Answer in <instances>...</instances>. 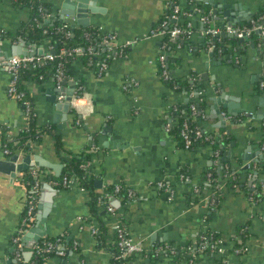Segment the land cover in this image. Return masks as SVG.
<instances>
[{"label": "crops", "instance_id": "1", "mask_svg": "<svg viewBox=\"0 0 264 264\" xmlns=\"http://www.w3.org/2000/svg\"><path fill=\"white\" fill-rule=\"evenodd\" d=\"M42 1L52 6L55 15L77 24L76 15H62L65 0ZM171 1L89 0L84 3L94 8L88 11L90 26L115 34L119 44H128L127 56L113 60L102 77L97 75L95 64L74 61L69 79L73 82L67 83L63 92L65 97L69 91L74 92V102L68 112L56 107L66 101L59 98L62 94L56 93L53 78L23 80L33 99L37 124L54 125L62 146L58 151L56 137L47 133L40 141L34 140L33 147L29 148L31 153L21 150L18 155L40 156L61 164L63 169V156L92 153L96 192L104 196L109 185L124 182L133 189V197L136 194L126 212L127 229L136 240H143L146 245L165 244L176 251L192 242L195 246L192 250L188 248L187 264H264V54L253 50L250 42H241L239 48L228 49L224 57L213 58L202 47L206 40L202 32L204 24L198 16L193 18L191 46L177 47V51L170 53L179 59V65H173L171 72L181 77L194 73L202 78L205 104L197 120L211 137L225 135L230 142L221 155V149L214 153L208 144L186 150L166 130V124L175 122L169 118L170 109L188 98L170 88L159 75L158 56L164 35H151L152 31L163 28V17ZM202 1L211 4L212 9L215 6L221 11L226 9L235 28L251 26L262 20L264 13V0ZM28 18V9L18 7L14 0H0V30L2 36L8 33L0 40V154L5 159L9 158L2 149L3 136L14 138L28 127V122L21 104L6 93L10 74L1 60L6 51L19 44L20 38L15 39L17 30ZM226 21L225 17L218 20L213 14V23L222 32L228 27ZM256 36L248 37L259 43L260 37ZM130 77L137 85L127 90L124 84ZM80 82L85 93L76 97ZM220 99L226 104L223 108ZM257 166L260 172L249 174L253 184L249 186L248 180L245 182L251 191L262 188L263 197L258 202L252 201L243 187L226 183L228 175L234 173L230 169L240 172L255 170ZM43 168L56 176L51 168ZM212 168L221 180L220 191L224 197L218 210L207 218L203 198L210 195V189L204 188L198 203H190L191 184L181 180L180 173L189 174L192 182L200 185ZM21 178L22 173L12 177L0 172V264L13 262V238L26 207L27 187ZM51 178L42 180L37 221L25 235L26 258L31 257V246L42 237L67 233L79 241V249L65 259L51 257L46 264H111V243L119 218L110 215L107 205L101 204L102 223L99 222V217L90 211L88 190L74 185L58 191ZM159 182H166L171 190L159 189ZM46 184L55 195L43 224L38 215L43 211L44 195L52 192ZM115 199L120 203L119 197ZM102 224L107 228L106 244L91 231L92 225L100 228ZM244 225L249 233L242 241L239 232ZM208 229L221 234L223 252L197 249L199 234ZM242 246L246 250L235 252ZM167 252L158 256L136 254L122 264H170Z\"/></svg>", "mask_w": 264, "mask_h": 264}, {"label": "trees", "instance_id": "2", "mask_svg": "<svg viewBox=\"0 0 264 264\" xmlns=\"http://www.w3.org/2000/svg\"><path fill=\"white\" fill-rule=\"evenodd\" d=\"M15 4L18 7L26 8L29 10V18L22 22L20 27L17 30V35L15 39H24L27 42V46L32 45L36 46L38 48H45L48 52H54L56 57L53 60L48 61L44 65H36L33 64L28 65L27 67H24L21 69V88L25 91L26 97L28 100H30L33 103V99L28 92V90L24 87V84L22 83L23 80L33 78L37 81H41L47 77H51L54 79V75L56 74L57 68L59 66H63L65 70V74H67V77H71L70 72V66L74 61H83L85 63H89V51L88 48L92 46V48H95V50H100L104 47L103 44V36L104 33H102L98 27L96 26H82V25H73L71 23L65 24V21L63 18H60L58 15H55L54 17H48V14L50 13L52 6L42 0H14ZM198 6L202 10V14H209L211 12L212 6L211 4L205 5L203 1H200L198 4L191 3L190 1H187L182 6V11H190L193 13V15L197 16L198 13L193 11V7ZM42 8V9H41ZM172 14V7L170 6L167 10V14L163 17V20L167 19L170 22L169 16ZM264 14V13H263ZM181 20L179 22V26L185 27L186 26V19H188V16H185V14H181ZM174 25V22H170L168 31L166 35L162 37L161 45L165 44L166 49V62L168 65L169 73H170V79L165 80L163 77L162 80L167 83V85L178 91L182 92L186 95L188 100L182 104L177 105V108H171L170 109V119L175 120L173 126L171 127L169 133H171L179 142V144L184 147V142L182 140L181 136V129L183 128V125L185 122L188 123L190 129H195L196 127L203 130V132L210 136V133L204 130L202 125H200L199 120H197L201 114V108L204 106L205 101L203 96L197 95L198 92L204 91L205 92V86L202 78L198 74L191 73L190 75L186 77H181L176 75L175 73L171 72V69L173 68V65H179V59L175 57V55L171 56L170 53L172 51H177L178 45H180L181 49H187L191 45V40L189 38L183 36L179 38L177 41H174L170 36V27ZM7 32L4 33L3 36H7ZM2 36V37H3ZM251 36H256L254 32H252ZM257 37V36H256ZM216 48L213 52V58H222L225 56L226 51L228 49L234 48L236 46H240V41L236 37L228 34L227 32L225 34H220L219 36L214 38ZM208 42V38L205 44H202L203 49H206V45ZM77 47H82L84 51L82 54H76L75 52L70 54V51H73ZM65 49L67 50V53L61 54V50ZM180 49V48H179ZM158 68H159V75L161 76L162 73V67L161 63L158 60ZM43 76V79L40 77ZM85 93V90L83 89V83L80 82L79 86L77 87L76 95L78 97L83 96ZM193 93V94H192ZM202 98V99H201ZM22 107V111L24 113V105L22 102H19ZM196 104L197 111L193 113L191 110V105ZM34 105V104H33ZM74 112V111H73ZM78 116V115H77ZM30 124L27 128L21 130V132L15 136L14 138H10L7 135L3 136V151L5 149L9 150V153L5 154L8 158L19 154L21 150H25V154L31 153L32 151L29 149V141L30 139L35 141H40L42 136L44 134H52L56 137V143L55 146L58 151H60V147L62 146L60 135L55 133V126L54 125H47V126H40L37 124L36 116H33L30 118ZM193 134V133H192ZM220 140V141H219ZM230 142L229 138H226V136H220L216 138L215 136H210L209 141H202L200 139L195 140L193 143V146L191 149L195 148L199 145L208 144L212 147L214 153L220 151V155L223 154L224 150L226 149L228 143ZM60 148V149H59ZM92 153H85L81 154L79 156H63L61 158V162L63 163V169L61 170V173L59 176H53L51 174H48L43 167H39V172L37 174L32 173V168L27 169L26 171L22 172V178L21 182L24 183L29 189L36 181H40L41 185L43 186V179L49 180V177L51 176V180L54 182H57L55 188L58 191L65 190L70 188V186H65L62 182L63 178L67 176L72 182H78V185L80 187H84L85 190L89 191L90 194V201H89V208L91 213L99 217V222L102 223L101 220V204L107 205L110 203V198L107 200H99V198L102 195V193L96 192L94 187V180L96 178L95 175L92 173ZM232 168V166H231ZM234 169V168H232ZM230 169V172H234L231 174V176L228 175L226 183L229 185H237L238 187H243V189H246L247 193L252 196L256 202H258L263 195L261 194L262 188H259V190H256V192L251 191L249 187L247 186V182H249V174L254 173L258 174L259 168H253L250 169H244L243 171H234ZM253 169V171H252ZM212 173V177L209 180V182H206L205 180L208 179V174ZM248 180L247 182H245ZM121 185V190L119 192H115L116 184L109 185L105 192H107L109 195H113L115 197L120 198V205L117 207V212L119 214L118 218L121 222L122 226L127 229V223H126V212L128 210V206L130 203L133 202L134 197H136V194L134 197H129L128 190L129 186H127L124 182L118 183ZM220 184L221 180L218 178L216 171L212 168L210 171L207 172V174L204 176L203 182L200 183V193L195 194L193 193V188L191 186L190 188V203H198L200 199L204 195V188H209L211 193L210 195L215 198V201L210 204L209 208H207V218L211 216L213 213H215L220 205L221 200L224 197L223 192L220 191ZM249 184V183H248ZM26 209V207H25ZM25 212L23 214V217L25 216ZM22 217V218H23ZM22 222V220H21ZM101 232L98 234V238L100 241L103 242V244H106V232L107 228L104 224L99 228ZM249 231L247 229V225L242 226L240 228L239 235L242 236V241L246 239ZM205 236L206 239L209 240V242L215 241L220 239L221 234L218 232L208 229L207 231H203L199 234L198 242H197V249L199 250L202 239L201 236ZM60 236V235H58ZM51 237V236H44L40 240V244L43 245L44 240H51L55 241V239L58 237ZM65 240L67 244L71 245L73 238L69 237L68 234L65 236ZM241 241V242H242ZM111 247L113 249V257L111 264H122L127 259H123L120 257V250L118 247V243L116 240V235L113 236V241L111 243ZM194 244L192 242H189L187 245L184 246L183 250L171 252L168 251L166 253V257L169 258L170 264H187L189 261V256L187 252L192 250L194 248ZM205 251H209L207 248ZM70 252H67L65 256H62V258H68V255ZM56 255L54 253H45V252H39L36 253L34 256L31 257L30 261L32 264H46V262L51 258L55 257ZM58 257V256H56ZM132 257V256H131ZM130 257V258H131ZM129 258V259H130ZM152 259H156V257H152Z\"/></svg>", "mask_w": 264, "mask_h": 264}, {"label": "built area", "instance_id": "3", "mask_svg": "<svg viewBox=\"0 0 264 264\" xmlns=\"http://www.w3.org/2000/svg\"><path fill=\"white\" fill-rule=\"evenodd\" d=\"M187 1H190L191 3H194L195 5L198 4L202 0H172L171 1V7H172V14L169 16L170 22H174V25L170 27L169 31L170 36L172 38H181L183 36L190 38L194 32L193 28V18L195 15H193L192 12L182 11V6L184 3ZM205 5H208V2H204ZM42 9V8H41ZM193 11L198 13V17L204 24V29L202 30L203 35L205 36L206 40L208 38V42L206 45V49L209 50L210 52H214L216 48V44L214 41V38L222 34V29L218 28L215 26L213 23V9H211V12L209 14H202V10L198 6L193 7ZM185 14V16H188V19H186V26L181 27L179 26V22L181 20V14ZM55 13L51 9L50 13L48 14V17H54ZM262 20H264V14L262 17ZM65 24L71 23L69 20L64 19ZM170 22L165 19L163 21V28L161 30H154L151 32V35H166L167 29L169 27ZM102 33L103 31L98 28ZM256 29H261L263 30V35H264V24L261 23V20L255 21L252 23L251 26L247 28H235L232 26H228L225 30V32L230 33V35L235 36V37H244V36H249L254 32ZM224 32V31H223ZM2 36V30H0V40ZM205 40V42H206ZM103 44L104 47L100 50H95V48H92L90 46L88 48L89 51V61L96 66V71L97 75L99 77L104 76L111 65V62L117 58H124L127 56V48L128 44H119L116 41V36L115 34L112 33H104L103 36ZM29 48L36 47L29 45ZM180 47V45H178ZM84 49L82 47H77L73 51H70V54L75 52L76 54H82ZM67 53V50L62 49L61 54ZM56 57V55L52 52H44L43 54H34V55H14L11 57V59L6 60L2 59L1 60V65L7 68L9 74H10V80L6 88V93L9 98L14 99L18 102H22L24 105V117L28 122V126L30 124V118L33 116H36L35 109H34V103H32L30 100L27 99L25 91L21 88V69L24 67H27L30 64H33L34 66L36 65H44L48 61L53 60ZM166 49H165V44L161 45V50L160 54L158 56V60L161 63L162 67V73L161 77H163L165 80L170 79V73L168 69V65L166 62ZM43 79V76L40 77ZM66 79H70V77H67V74H65L64 67L61 65L57 68L56 74L54 75V80H55V87L57 90H60L63 87V81ZM23 83V81H22ZM137 85V81L133 78L130 77L125 80L124 88L127 90H131L132 87H135ZM193 94V93H192ZM204 91H200L197 93V95L203 96ZM78 97V96H76ZM59 98H65V95H61ZM202 99V98H201ZM74 102V96L73 99L71 100V104ZM175 107L174 109H176ZM191 110L193 113H195L198 109L196 104L191 105ZM252 114V113H251ZM173 126V123L170 121L166 124V130L170 131L171 127ZM193 133V134H192ZM181 136L182 140L184 142V148L186 150H190L193 146V143L195 140H202V141H209L210 136L205 134L203 130L200 128L196 127L195 129H190L189 125L187 122L184 123L183 128L181 129ZM34 140L30 139L29 141V148H32L34 145ZM5 154L9 153L8 149H5L3 151ZM250 165V164H249ZM39 172V168L33 166L32 167V173L37 174ZM212 177V173L208 174V179L205 180L206 182H209V180ZM180 178L181 180L191 184L193 193L199 194L200 193V186L197 184H194L192 182V178L189 174L185 172L180 173ZM63 184L65 186H74L78 185V182H72L67 176H65L62 180ZM55 184H58L57 182H54ZM159 189H165V190H171V186L168 185L166 182H159L158 184ZM80 187V186H79ZM81 190H85L84 187H80ZM121 190V185L116 184L115 187V192H119ZM204 190V189H203ZM42 195V185L41 182L38 180L36 181L29 189L26 190V212L25 216L22 219L21 226L16 233V235L13 238V244H14V255H13V262L11 264H32L30 261L31 257L34 256L36 253L39 252H45V253H54L58 257L65 256L67 252H75L79 249V241L77 239L73 238V241L71 245L67 244L65 240V236H67V233L60 234L55 241L51 240H44L43 245L40 244V240L35 242L31 246V251L32 255L29 259L26 258V250L27 246L25 244V235L27 232L30 231L31 228L36 224L37 221V208L38 204L40 201ZM128 195L129 197L133 196V189L129 188L128 190ZM110 198V203L107 204V211L109 212L110 215L113 217L118 218L119 214L117 212V207H115L111 203L112 198H116L113 195H109L106 193L104 196H101L99 200H107ZM204 204L206 208H209L210 204L215 201V198L211 195H208L203 198ZM251 200L255 201V199L251 196ZM92 233L95 235H98L101 231L97 225H92L91 229ZM115 235H116V240L118 243V247L120 250V257L123 259H127L133 255L136 254H151L154 256H158L162 254L163 252L171 251L175 252L176 248H171L165 244H149L146 245L145 241L143 240H136L133 238L128 229L122 226L120 221H117L115 224ZM202 242L200 245L201 251L206 250L207 248L209 249L210 252H223V246H222V239H220L209 242L208 239L205 238V236H201ZM246 250V247L242 246L241 248H237L235 252L240 253L242 251Z\"/></svg>", "mask_w": 264, "mask_h": 264}, {"label": "water", "instance_id": "4", "mask_svg": "<svg viewBox=\"0 0 264 264\" xmlns=\"http://www.w3.org/2000/svg\"><path fill=\"white\" fill-rule=\"evenodd\" d=\"M89 0H65L63 4V8L61 10L62 15H76L77 16V24H80L82 26H88L90 25V17L88 16V11L93 10L94 8L92 6L85 5L84 3H89ZM214 5V3L212 2ZM215 6V5H214ZM213 14L218 20H222L223 17L226 18V22L228 26L233 27V22L230 18V13L224 9V11L220 10V7L215 6L213 9ZM261 23L264 24V20H261ZM77 24H73L74 26ZM226 32H222V34H225ZM254 33L260 37L259 43H257L254 40H251L248 36L240 37L238 38L240 42H250V46L253 50H256L258 54L263 53L264 51V35H263V30L261 29H256L254 30ZM177 40V38H176ZM47 50L44 48H38V47H32L29 48L27 46V42L24 39L19 40V44L13 45L11 50L6 51L3 56L4 59L9 60L11 59L12 56L14 55H34V54H43ZM54 53V52H52ZM210 55H213V52H209ZM73 81H69L68 79L63 81V87L60 90H57V94H64V89L65 85L67 83L71 84ZM74 92L69 91L65 97V104L64 103H58L57 104V109L64 108L65 112H68L69 107L71 106V100L73 99ZM220 106L223 108L226 104L220 99ZM228 106V105H227ZM249 163V162H248ZM38 165L42 167H48L51 168L56 176H59L62 170V165L61 164H54L51 163L45 159H43L40 156H32V155H27L26 157L20 156L18 154L13 155L9 157V159H5L1 156L0 154V172L7 173L11 175L12 177H16L17 174H20L24 171H26L29 168H32L33 166ZM249 167V165H247ZM253 182L250 180L249 181V186H251ZM46 186L52 190L47 184ZM55 195V191L52 190V192L47 193L44 195V205L42 207V213L38 215V219L40 222L44 224L45 222V217L50 211L51 207L53 206V197ZM111 203L115 207H119L120 203L115 199H111ZM11 262H8L7 264H11Z\"/></svg>", "mask_w": 264, "mask_h": 264}]
</instances>
